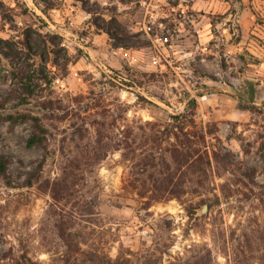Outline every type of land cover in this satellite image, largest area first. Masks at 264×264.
I'll return each instance as SVG.
<instances>
[{
	"label": "rangeland",
	"instance_id": "rangeland-1",
	"mask_svg": "<svg viewBox=\"0 0 264 264\" xmlns=\"http://www.w3.org/2000/svg\"><path fill=\"white\" fill-rule=\"evenodd\" d=\"M40 33L55 43L30 49ZM0 36V157L13 178L0 177V264H169L194 244L218 264H264V0H0ZM182 111L212 167L148 205L151 173L166 159L176 171ZM18 112L43 117L47 150L28 144L33 121L13 123ZM102 134L117 147L89 165ZM65 168L75 186L60 200Z\"/></svg>",
	"mask_w": 264,
	"mask_h": 264
},
{
	"label": "trees",
	"instance_id": "trees-1",
	"mask_svg": "<svg viewBox=\"0 0 264 264\" xmlns=\"http://www.w3.org/2000/svg\"><path fill=\"white\" fill-rule=\"evenodd\" d=\"M28 35L30 37H33L30 34ZM40 35L42 36V40L39 38L38 39L33 38L32 41L29 40L27 42V46L30 49H32L33 47L31 43H38L39 45H41L42 41L44 43L46 42L55 43V40L53 38L54 35H52V38L50 39H45L42 33H40ZM4 42L9 43L10 40L4 39L0 36V45ZM55 64L59 65V62L56 61ZM15 73L17 77H20V79L22 80V83L24 84V88L28 90L30 93H32L33 95L36 90L32 88V85H33L32 78L27 74H23V73L19 74L18 72H15ZM43 75L44 76H40V77H45L47 79L46 81L50 83L53 81L51 78H49L48 74L43 73ZM25 78H27L28 81L24 80ZM23 99L24 101H27L28 98L24 96ZM171 115H172V118H174V120L179 121L177 124H173L172 131H174V128L178 127V131L176 130L175 134L179 138H181L180 134L182 133L183 135H185V139L184 140L181 139L178 145H175L174 147L169 148L168 150L171 153V158L173 162L176 164V171L175 172L170 171L172 168V165L170 164V161L166 159V164L164 165L162 171L159 172V174L164 173L162 177L156 175L155 172L151 173L152 176H150V178L157 185V188L150 195V200H148L147 202L148 205L152 204L153 201H158L163 198L169 199L172 197H178V198L182 197L184 193L186 194L189 192L188 187L192 182H194V179L196 177L198 178V177L204 176L205 174H208V168L212 167V159L210 156V152L208 150H203L202 148H200L197 144L198 142L190 137L189 132L185 131V128L187 127L189 122L193 121L194 123L193 118H187V113L185 111H182L178 114H171ZM1 117L2 115H0V118ZM8 117L12 119L13 123H18L26 119H31L34 125V132L28 137V144L30 146L42 145L46 148V150L48 149L49 147L48 138H49L50 130L48 126L45 124L43 117L41 115L27 113V112H18L17 114H9ZM148 124L151 125V124H156V123L149 120ZM104 137H105V134H102L100 139L98 140L99 146L97 145L96 147H93L92 149L93 154L89 157V160L87 161L89 165H94L98 163L101 159L105 158L108 155L107 152L111 149L110 147L112 146L113 148L117 147L116 144L114 145V144L105 142ZM199 137H200V140L198 141H202L201 138L202 139L206 138L205 133H201ZM126 142H127L128 147H131V143L129 141H126ZM160 155H161L160 158L165 157V152H160ZM155 158L156 157L154 156V151L146 153L142 157L143 165L145 167H148V165L153 167L154 165H156V162H154ZM46 159H47V153L45 155V158L41 160L39 164L40 169L43 168L46 162ZM9 163L10 162L8 158L0 157V177L5 179L8 184L12 185L13 178L9 172ZM75 165L77 166L76 163ZM74 167L75 166L72 165V168ZM166 169L168 170V172H166ZM180 170H183L182 175L178 177V179L176 180L177 172ZM75 175L76 174H72V171H69V169L65 168L64 177H62L60 181H58L54 187V193L57 199L62 200L68 197L69 194L70 195L72 194L71 190H73L75 186V181L73 182V184L68 183V181H69V177L74 178ZM30 182H32V180H30ZM161 183L163 184V186L161 185ZM177 186H180L181 190L177 191L176 190ZM66 189H67V196L65 194H62V197H61L60 193L61 192L65 193ZM140 194L145 196L146 192L140 191ZM186 208L188 210V213L193 217L196 212L197 205L191 202L188 206H186ZM92 255L93 256L90 257V260L98 262L99 264H130L131 263L130 262L131 259L124 254L119 255L116 258H113L106 254H104V256H101L98 253H93ZM145 257H148V256H145ZM236 260H239L238 253L236 255ZM144 261L146 262V264H148V261H146V258ZM159 264H164V263H162V260H159ZM169 264H218V262L216 258L214 257L213 251L210 247L206 245L202 246L200 244H194L187 248V251L184 253V255L175 258V260H171Z\"/></svg>",
	"mask_w": 264,
	"mask_h": 264
},
{
	"label": "water",
	"instance_id": "water-1",
	"mask_svg": "<svg viewBox=\"0 0 264 264\" xmlns=\"http://www.w3.org/2000/svg\"><path fill=\"white\" fill-rule=\"evenodd\" d=\"M206 209H207V205H206V206H204L203 210H206Z\"/></svg>",
	"mask_w": 264,
	"mask_h": 264
}]
</instances>
